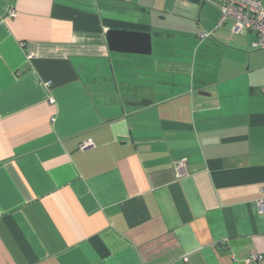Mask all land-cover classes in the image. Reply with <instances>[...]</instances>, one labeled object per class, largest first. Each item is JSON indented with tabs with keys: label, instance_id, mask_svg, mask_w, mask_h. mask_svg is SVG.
Returning <instances> with one entry per match:
<instances>
[{
	"label": "crops",
	"instance_id": "0c3cea01",
	"mask_svg": "<svg viewBox=\"0 0 264 264\" xmlns=\"http://www.w3.org/2000/svg\"><path fill=\"white\" fill-rule=\"evenodd\" d=\"M219 1L0 0V264H264V52Z\"/></svg>",
	"mask_w": 264,
	"mask_h": 264
},
{
	"label": "built area",
	"instance_id": "2783aa9c",
	"mask_svg": "<svg viewBox=\"0 0 264 264\" xmlns=\"http://www.w3.org/2000/svg\"><path fill=\"white\" fill-rule=\"evenodd\" d=\"M220 18L219 24L231 20V33L243 34L253 33L255 38L252 42V47L264 52V1L263 0H220L219 1ZM9 17L15 16V11L11 9ZM210 33H201L200 37L207 38ZM53 101L52 99H50ZM91 141H85L80 145L81 149L92 146ZM176 176L189 175L186 170L185 160L175 162L173 166ZM264 199V186L261 189ZM263 200L259 203L262 205ZM261 257L257 254H250L246 261L259 260Z\"/></svg>",
	"mask_w": 264,
	"mask_h": 264
},
{
	"label": "water",
	"instance_id": "95a60500",
	"mask_svg": "<svg viewBox=\"0 0 264 264\" xmlns=\"http://www.w3.org/2000/svg\"><path fill=\"white\" fill-rule=\"evenodd\" d=\"M109 51L118 54L150 55L152 53V36L149 32L110 28L105 32ZM203 94V93H202ZM151 100L128 102L132 106H145Z\"/></svg>",
	"mask_w": 264,
	"mask_h": 264
},
{
	"label": "rangeland",
	"instance_id": "374dc122",
	"mask_svg": "<svg viewBox=\"0 0 264 264\" xmlns=\"http://www.w3.org/2000/svg\"><path fill=\"white\" fill-rule=\"evenodd\" d=\"M146 57H147V56H146ZM185 77H186V79H188V76H185ZM185 77H184V78H185ZM186 79H185V81H186Z\"/></svg>",
	"mask_w": 264,
	"mask_h": 264
}]
</instances>
